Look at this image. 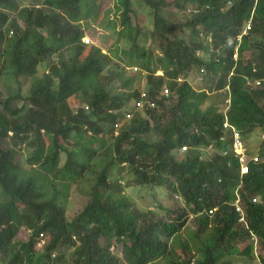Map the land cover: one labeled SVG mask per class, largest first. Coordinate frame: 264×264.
<instances>
[{
    "label": "trees",
    "instance_id": "16d2710c",
    "mask_svg": "<svg viewBox=\"0 0 264 264\" xmlns=\"http://www.w3.org/2000/svg\"><path fill=\"white\" fill-rule=\"evenodd\" d=\"M109 1L0 0V264H264V0Z\"/></svg>",
    "mask_w": 264,
    "mask_h": 264
},
{
    "label": "rangeland",
    "instance_id": "374dc122",
    "mask_svg": "<svg viewBox=\"0 0 264 264\" xmlns=\"http://www.w3.org/2000/svg\"><path fill=\"white\" fill-rule=\"evenodd\" d=\"M111 1L109 0H104L103 4H102V13H107L108 15L111 12ZM184 11L186 12L187 9L189 8V5L186 3L184 5ZM130 7L132 8V10L135 12V14L138 15V17H143V21H144V25L147 28H150L151 25V17L148 14V8L146 6H144L140 0H131V5ZM175 12V11H174ZM162 15H165L164 11H161ZM81 22V21H80ZM114 21L113 20H109L108 21V26L112 25ZM80 26L84 27L83 23H80ZM100 25L98 26L96 23L91 22L89 24L88 27H84L83 30V36L85 38H88L89 42L86 45H90L92 44L93 46L97 47L99 52L107 54V52H109V54L111 55H115V51H117V53L122 54L123 56L126 54L125 50H120L119 48H114V46H112V41L115 40V34L112 30L107 29L104 25H107V21L106 19H104L102 22L99 23ZM107 26V27H108ZM109 28V27H108ZM124 39H118V41L116 42L119 46L126 47V43L124 42ZM92 42V43H91ZM110 47V48H109ZM124 51V52H123ZM85 52V51H84ZM119 65V64H118ZM125 74L130 75L131 71L130 70H125ZM197 78V80H196ZM193 77V76H188L187 80L190 82V84L192 86H194V88L197 87H201V83L198 82V77ZM143 77L140 76V79H138L136 84H142ZM135 84V86H137ZM1 86V85H0ZM72 100L75 101L74 96H72ZM247 155V153H246ZM22 161L24 160V156L21 157ZM124 191L131 196L133 199H135V202H138V199H136L133 195V193L130 191V187H126L124 189ZM163 192V189H158L156 190V193L161 195ZM85 200V195L83 193H77V191L75 190V188H72L70 190V194L68 196L67 199V203H66V212L67 214H71L75 209H77L79 206H81V204L84 202ZM25 233L23 232H19L18 234V239L20 240H25L26 238L24 237ZM37 247V246H36ZM233 261L237 262H241V263H246V264H256V260L255 259H249V260H239L238 257H234L232 258Z\"/></svg>",
    "mask_w": 264,
    "mask_h": 264
},
{
    "label": "built area",
    "instance_id": "2783aa9c",
    "mask_svg": "<svg viewBox=\"0 0 264 264\" xmlns=\"http://www.w3.org/2000/svg\"><path fill=\"white\" fill-rule=\"evenodd\" d=\"M249 24H250V22L247 21L246 24H245V26H244V31L249 28ZM82 40L85 43L89 42L88 38H84ZM132 69L134 70L135 67H133ZM257 83L258 82H256V84ZM161 93L163 95H166L167 94V89L166 88H163ZM143 95H144V91L141 90L140 97L143 96ZM141 102L142 101L140 99V101L135 102V104L138 105V106L139 105L141 106ZM152 104L149 103V105H152ZM224 125H226V123H224ZM232 136H233V138H232V148H233V151H234L235 155L237 156V159H238V161L240 163V170L242 172H244L246 170V165H245V161H246V149L243 147V145H242L241 141L239 140V138L237 137V134L235 133V131L232 133ZM252 160L255 161L256 160V156H253L252 157ZM235 210L240 212V208L237 205L235 206ZM40 241H42V240L40 239Z\"/></svg>",
    "mask_w": 264,
    "mask_h": 264
},
{
    "label": "clouds",
    "instance_id": "9594fccd",
    "mask_svg": "<svg viewBox=\"0 0 264 264\" xmlns=\"http://www.w3.org/2000/svg\"><path fill=\"white\" fill-rule=\"evenodd\" d=\"M252 11H253V9L251 10V12H250V16L252 15ZM247 21H249L250 22V17L246 20V22ZM246 24V23H245ZM245 26V25H244ZM249 29V28H248ZM247 29V30H248ZM247 30H245L244 31V28H243V30H242V33H245ZM239 37V35L237 36V38ZM85 37L84 36H82L81 37V41L83 42V43H85L82 39H84ZM92 43V42H91ZM85 44H88V42L87 43H85ZM233 56H235V54H233ZM133 67H135V66H126L125 67V70L127 71V70H130L131 72H135L137 69H136V67H135V69L133 70L132 68ZM156 74H161V71L160 70H157L156 72H155ZM142 76V75H141ZM143 82V81H142ZM140 85V87L139 88H143V86H144V83H142V84H139ZM163 88H166L164 85L162 86V88H161V90L159 91V94H161V95H163L161 92H162V89ZM167 89V88H166ZM140 90H142V89H140ZM167 93H168V90H167ZM167 95V94H166ZM166 95H164V96H166ZM239 138V137H238ZM231 149H232V152L234 153V151H233V148H232V144H231ZM234 155H235V153H234ZM254 155H252V156H249V155H246V161H245V165H246V162L251 158L252 159V157H253ZM254 161V160H253ZM247 166H246V170L244 171V172H242L241 170H240V163H239V168H238V170H239V176H241V175H243V174H245L246 172H247ZM255 201V198H252V202H254ZM235 205V204H234ZM236 206V205H235ZM239 207V206H238ZM234 209H235V207H234ZM236 211V210H235ZM236 212H239V211H236ZM239 218H242V213L241 212H239ZM41 242H43V240L42 241H40L39 240V242L36 244V246L38 247L39 246V244H41Z\"/></svg>",
    "mask_w": 264,
    "mask_h": 264
}]
</instances>
